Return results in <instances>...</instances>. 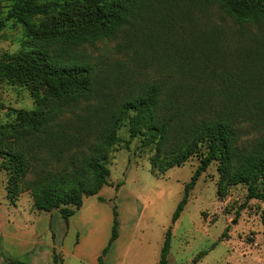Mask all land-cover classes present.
I'll list each match as a JSON object with an SVG mask.
<instances>
[{
    "label": "trees",
    "instance_id": "obj_1",
    "mask_svg": "<svg viewBox=\"0 0 264 264\" xmlns=\"http://www.w3.org/2000/svg\"><path fill=\"white\" fill-rule=\"evenodd\" d=\"M202 5H214L234 26L245 28L246 39L238 40L233 52L218 28L191 31L181 36L177 73L137 87L127 82L117 90L106 88L102 69L86 46L115 38L132 25L170 23L174 10ZM33 15L42 17L34 22ZM9 19L21 23L23 37L16 51L0 57V79L23 83L34 101V108L18 109L15 121L0 125V169L7 172L11 203L22 183L36 210L57 209L67 221L84 197L108 184L106 162L117 130L127 122L130 137L141 134L143 143L152 146L148 161L153 174L200 154L172 222L200 173L216 161L218 194L244 183L247 198L262 203L264 226V0H13L0 29ZM253 26L261 33H251ZM154 31L158 34L159 28ZM228 57L240 67L241 78L234 70L224 73ZM65 113L70 116L64 121ZM241 121L260 132L248 144L240 138ZM116 216L114 208L97 264L118 236ZM170 241L167 229L157 264H168ZM52 262H58L54 255ZM8 263L26 264L13 258Z\"/></svg>",
    "mask_w": 264,
    "mask_h": 264
},
{
    "label": "rangeland",
    "instance_id": "obj_2",
    "mask_svg": "<svg viewBox=\"0 0 264 264\" xmlns=\"http://www.w3.org/2000/svg\"><path fill=\"white\" fill-rule=\"evenodd\" d=\"M12 1L0 0V19L5 20ZM182 10H174L170 23L154 20L132 25L115 38L85 47L92 61L101 67L106 88L117 90L127 82L130 87H137L177 73L181 36L191 31L218 28L226 34L223 40L232 52L238 40L246 39L245 28L234 26L214 5L184 6ZM41 17L33 15L31 19L38 22ZM155 27L159 28L158 34ZM250 32L261 33L254 26ZM22 37L21 23L6 20L0 29V57L16 51ZM225 61L224 73L234 70L241 78L240 67L230 63V57ZM212 84L216 94V78ZM32 108L33 97L23 83L0 79V125L15 121L16 110ZM69 116L65 113L62 119ZM238 128L242 144L260 135L246 121L239 122ZM117 135L106 162L108 184L98 193L84 197L82 206L67 221L57 209L36 210L30 190L22 183L19 195L11 203L6 198L7 172L0 169V264H8L6 260L10 258L26 264H54L53 255L58 258L57 264H97L111 233L114 208L118 236L103 256L102 264H157L167 229L171 231L168 264H264L262 203L247 198L244 183L223 188V193L218 194V163L211 162L198 176L186 204L172 222L184 184L196 169L200 154L156 175L148 161L153 148L143 143V136L130 137L127 122L119 127ZM202 250L206 253L199 256Z\"/></svg>",
    "mask_w": 264,
    "mask_h": 264
},
{
    "label": "crops",
    "instance_id": "obj_3",
    "mask_svg": "<svg viewBox=\"0 0 264 264\" xmlns=\"http://www.w3.org/2000/svg\"><path fill=\"white\" fill-rule=\"evenodd\" d=\"M0 237H1V235H0ZM52 237H54V236L52 235ZM52 247H56V246H51V248H52ZM6 263H8V260H6ZM8 264H9V263H8Z\"/></svg>",
    "mask_w": 264,
    "mask_h": 264
}]
</instances>
